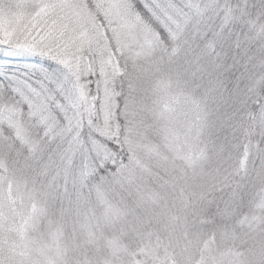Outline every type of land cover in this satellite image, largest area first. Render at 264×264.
I'll use <instances>...</instances> for the list:
<instances>
[{
    "label": "snow or ice",
    "instance_id": "1",
    "mask_svg": "<svg viewBox=\"0 0 264 264\" xmlns=\"http://www.w3.org/2000/svg\"><path fill=\"white\" fill-rule=\"evenodd\" d=\"M0 264H264V0H0Z\"/></svg>",
    "mask_w": 264,
    "mask_h": 264
}]
</instances>
